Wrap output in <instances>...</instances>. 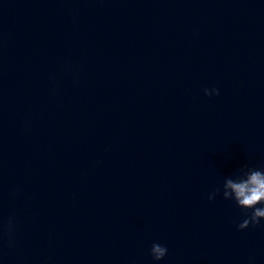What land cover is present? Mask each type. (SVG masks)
Wrapping results in <instances>:
<instances>
[{"label":"clouds","instance_id":"9594fccd","mask_svg":"<svg viewBox=\"0 0 264 264\" xmlns=\"http://www.w3.org/2000/svg\"><path fill=\"white\" fill-rule=\"evenodd\" d=\"M205 95H219L218 89H204ZM221 193L220 188H216L209 195V199H214ZM223 198L234 201L237 207L245 210V218L237 225L239 230H244L250 225L255 226L264 220V170L241 167L234 177H227L223 183ZM248 210H251L250 213ZM167 248L159 243L151 246V255L154 260H162L167 255Z\"/></svg>","mask_w":264,"mask_h":264}]
</instances>
